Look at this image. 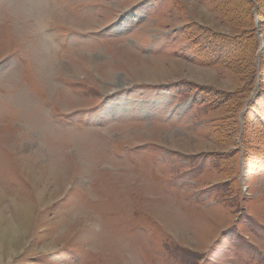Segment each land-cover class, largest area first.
<instances>
[{
	"label": "rangeland",
	"instance_id": "obj_1",
	"mask_svg": "<svg viewBox=\"0 0 264 264\" xmlns=\"http://www.w3.org/2000/svg\"><path fill=\"white\" fill-rule=\"evenodd\" d=\"M259 21L244 84L201 0H0V264H264Z\"/></svg>",
	"mask_w": 264,
	"mask_h": 264
},
{
	"label": "trees",
	"instance_id": "obj_2",
	"mask_svg": "<svg viewBox=\"0 0 264 264\" xmlns=\"http://www.w3.org/2000/svg\"><path fill=\"white\" fill-rule=\"evenodd\" d=\"M203 2H206L209 5L214 6L215 10L220 11L224 15V20L227 21L228 24H231L232 26H244L243 32L239 33L238 36L235 38H227V40L223 41L221 38L217 35L215 36L214 44H209L206 41H200L196 43H192V48L198 55V58L200 61L203 59H210L212 62H216L215 65L224 64L223 67L226 70H231L235 72L237 75H240L243 77V83L245 84L246 80L250 77V74L241 72L239 73V67L245 66L248 68H254L252 65V62L254 60L251 59L254 58L255 60H260V55L263 52V50L257 51L256 43L254 44L253 36H247L248 31L246 29L254 25V20L256 19L258 21V25H260V21H263L261 23H264V0H252V4H256V13L252 16L253 13L250 11L251 2L248 0H201ZM208 35H212L210 32H207ZM247 41L250 42V44H247ZM229 48V49H228ZM259 52V58L256 59L254 56L255 53ZM256 53V54H257ZM263 75V73H262ZM259 77H255L252 82L255 84L257 82V85L259 82L263 81ZM243 84V85H244ZM259 86V85H258ZM242 89L239 90L238 93H234L231 95L236 94H243L244 91ZM229 101H232L231 98ZM213 102V101H212ZM238 106V105H237ZM241 108V105H239ZM247 109V106L245 107V111ZM241 123H239L238 119L237 122L242 126L243 116H241ZM219 135V132H217ZM239 154V153H238Z\"/></svg>",
	"mask_w": 264,
	"mask_h": 264
},
{
	"label": "bare ground",
	"instance_id": "obj_3",
	"mask_svg": "<svg viewBox=\"0 0 264 264\" xmlns=\"http://www.w3.org/2000/svg\"><path fill=\"white\" fill-rule=\"evenodd\" d=\"M45 1V4H46V6L47 7H49V0H44ZM56 11H59V12H63V13H66V9H61V6H59V10L58 9H55ZM54 16V15H53ZM50 20H52L51 18H50ZM53 21V20H52ZM53 23V22H52ZM52 23H48L47 24V26H48V28H47V30H49L50 31V37H51V39H52V42H53V44L56 46V47H58V51L61 49V43H60V41H59V39L57 38V35L55 34V32H54V30L52 29V26H53V24ZM1 26V25H0ZM58 53V52H57ZM42 104H45V103H43L42 102ZM26 128V127H25Z\"/></svg>",
	"mask_w": 264,
	"mask_h": 264
}]
</instances>
